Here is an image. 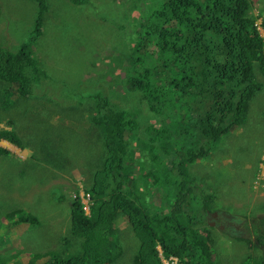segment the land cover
<instances>
[{
  "label": "trees",
  "instance_id": "trees-1",
  "mask_svg": "<svg viewBox=\"0 0 264 264\" xmlns=\"http://www.w3.org/2000/svg\"><path fill=\"white\" fill-rule=\"evenodd\" d=\"M33 1L38 14L29 40L14 50L0 41V82L11 83L23 95L33 92L44 73L33 61L32 45L42 33L49 2ZM138 2L131 45L135 55L128 59L124 87L138 93L160 121L146 129L153 169L139 174L141 178L132 176L136 149L130 140H140L137 115L109 93L91 92L94 105L88 120L101 133L103 157L86 188L90 211L84 210L80 196L60 197L70 209V232L79 239V248L48 264H111L121 254L114 239L118 215L127 219L139 240L132 264H163L157 245L166 255L186 258V264H219L214 238L208 228L205 233L198 228L210 225L207 216L216 195L188 177L185 164L206 157L262 96L264 82L258 74L264 75V36L251 13L252 0ZM0 135L21 144L12 128ZM143 144L149 146L146 139ZM0 153L9 150L0 146ZM137 179L145 188H138ZM16 214L13 209L8 216ZM19 215V220L38 222L34 214ZM243 216L248 217L245 237L261 251L260 258L248 257L243 264H264V213Z\"/></svg>",
  "mask_w": 264,
  "mask_h": 264
},
{
  "label": "rangeland",
  "instance_id": "rangeland-1",
  "mask_svg": "<svg viewBox=\"0 0 264 264\" xmlns=\"http://www.w3.org/2000/svg\"><path fill=\"white\" fill-rule=\"evenodd\" d=\"M48 2L42 33L32 45L33 61L44 71L33 92L23 95L11 83L0 82V132L12 128L21 141L19 145L0 135V146L9 150L0 153V264H48L78 251L79 239L70 232V209L60 197L80 196L84 210L90 211L86 188L103 157L101 133L88 120L94 105L91 92L105 91L137 115L140 140H130L136 149L132 176L141 178L139 174L153 169V144L146 129L160 121L138 93L124 87L128 59L135 55L131 45L138 0ZM252 2L251 13L264 36V0ZM37 14L33 0H0L2 45L14 50L26 43ZM258 76L264 82V75ZM261 92L243 123L206 157L185 164L188 177L214 191L211 211L239 221L233 233L208 223L198 226L203 233L208 228L214 238L219 264L261 257L260 249L246 238L248 217L243 216L264 213V89ZM136 184L145 188L141 179ZM146 186L152 193L153 187ZM13 209L17 214L10 218ZM23 212L34 214L38 222L19 220ZM114 228L120 244L115 251L121 254L111 264H132L139 240L123 215L115 217Z\"/></svg>",
  "mask_w": 264,
  "mask_h": 264
},
{
  "label": "flooded vegetation",
  "instance_id": "flooded-vegetation-1",
  "mask_svg": "<svg viewBox=\"0 0 264 264\" xmlns=\"http://www.w3.org/2000/svg\"><path fill=\"white\" fill-rule=\"evenodd\" d=\"M207 221L211 226H217L222 231L229 230L231 233H233L236 224L239 223L234 215L229 216L223 211H209Z\"/></svg>",
  "mask_w": 264,
  "mask_h": 264
},
{
  "label": "built area",
  "instance_id": "built-area-1",
  "mask_svg": "<svg viewBox=\"0 0 264 264\" xmlns=\"http://www.w3.org/2000/svg\"><path fill=\"white\" fill-rule=\"evenodd\" d=\"M159 250L160 259L163 264H186L184 260L174 255H166L161 248V245L157 246Z\"/></svg>",
  "mask_w": 264,
  "mask_h": 264
},
{
  "label": "clouds",
  "instance_id": "clouds-1",
  "mask_svg": "<svg viewBox=\"0 0 264 264\" xmlns=\"http://www.w3.org/2000/svg\"><path fill=\"white\" fill-rule=\"evenodd\" d=\"M158 246V245H157ZM158 249V248H157ZM174 256H176V255H174ZM179 257V256H178ZM179 258H181V257H179ZM182 259V258H181ZM182 260H184L185 261V263L187 262V259L185 258V259H182Z\"/></svg>",
  "mask_w": 264,
  "mask_h": 264
}]
</instances>
